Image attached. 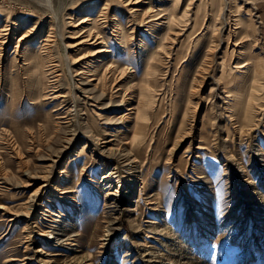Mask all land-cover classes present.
<instances>
[{
    "label": "rangeland",
    "instance_id": "1",
    "mask_svg": "<svg viewBox=\"0 0 264 264\" xmlns=\"http://www.w3.org/2000/svg\"><path fill=\"white\" fill-rule=\"evenodd\" d=\"M0 264H264V0H0Z\"/></svg>",
    "mask_w": 264,
    "mask_h": 264
},
{
    "label": "bare ground",
    "instance_id": "2",
    "mask_svg": "<svg viewBox=\"0 0 264 264\" xmlns=\"http://www.w3.org/2000/svg\"><path fill=\"white\" fill-rule=\"evenodd\" d=\"M172 18H173V17H171L170 20H169V25H171L172 22H173ZM3 31H5V29H3L2 32H3ZM91 33H92V32H90V34L88 35V38L91 37ZM102 52H103V51H101L100 53H102ZM29 58H31V57H29ZM77 63H78V62H77ZM109 74H110V73H109ZM148 74H150V73H148ZM113 76H114V75H113ZM254 100H255V99H254ZM241 101H242V100H241ZM238 102H239V101H238ZM245 102H246V101H245ZM239 105H241V104H239ZM242 106H244V105H242ZM236 107H237V105H236ZM238 109H239V108H238ZM240 109H241V108H240ZM250 109H252V108H251V104H250V108H249V110H250ZM132 110H136V109H135V108H131L129 111H132ZM249 110H248V111H249ZM235 111H236V110H235ZM236 112H237V111H236ZM234 113H235V112H234ZM239 113H240V112H239ZM235 114H236V113H235ZM231 117H232V116H231ZM236 117H237V116H236ZM138 127H139V126H138ZM136 138H138V137L136 136ZM135 140H136V139H135ZM135 140H134V143L136 142ZM104 143H105V142H104ZM129 144H130V143H129ZM131 154H132V153H131ZM136 155H137V154H136ZM135 158H136V157H135ZM135 158H134V159H135ZM132 163H136L135 160H134ZM135 169H136V168H133V167H132V169H129V170H132L133 173H135V171H134ZM131 173H132V172H131ZM135 174H136V173H135ZM131 175H132V174H131ZM133 175H134V174H133ZM112 177H114V174H113V173H111L110 175L107 174V175L105 176L104 179H105V181H109V183L111 184V183L114 182L113 179H112ZM130 177H131V179H129V181H131V182H132L134 179L137 178L136 176H130ZM132 178H133V179H132ZM65 194H66V193L63 192L62 195H65ZM113 195H115V194H113ZM113 195H111L110 197H113ZM116 195H117V194H116ZM114 197H115V196H114ZM117 206H118V205H117ZM117 206H116V208H117ZM114 208H115V207H114Z\"/></svg>",
    "mask_w": 264,
    "mask_h": 264
}]
</instances>
